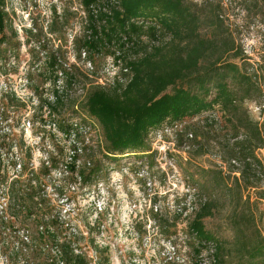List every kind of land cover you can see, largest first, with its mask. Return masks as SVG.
<instances>
[{"label": "rangeland", "instance_id": "1", "mask_svg": "<svg viewBox=\"0 0 264 264\" xmlns=\"http://www.w3.org/2000/svg\"><path fill=\"white\" fill-rule=\"evenodd\" d=\"M1 4L5 20L0 33V264H32L27 249L38 236L39 224L52 221L59 230L63 226V232L82 234L74 246L81 248L89 264H213L212 246L199 256L195 253L198 242L188 233L192 208L181 215L177 206V200L190 194L188 201H195L197 207L200 198L194 195L209 188L203 184L207 181L202 168L222 165L217 150L198 155L193 147L199 120L151 134L148 152L108 161L102 157L100 126L83 114L76 117L73 122L89 128L87 144L98 165L88 184L79 182L66 174L70 141L59 130V118L48 117V102L55 91L65 92L63 70L76 76L66 89L76 104L93 86L111 90L114 83L126 82L123 65L136 52L130 44L115 43L99 53L81 54L91 35L90 13L83 0H1ZM224 6L251 64L260 62L264 8L248 11L244 0H224ZM142 41L146 42L145 36ZM248 106L261 119L258 106ZM259 156L258 178L264 189V150ZM50 157L56 158L54 168ZM77 167H84V158ZM20 175L15 188L25 198L15 211L17 205L8 208V198L1 194L4 187L14 188L11 182ZM259 214L264 234V202ZM226 216L222 211L205 220L218 240L233 238Z\"/></svg>", "mask_w": 264, "mask_h": 264}, {"label": "trees", "instance_id": "2", "mask_svg": "<svg viewBox=\"0 0 264 264\" xmlns=\"http://www.w3.org/2000/svg\"><path fill=\"white\" fill-rule=\"evenodd\" d=\"M83 4L90 13L91 35L81 54L99 53L119 43L130 44L136 55L123 65L126 82L114 83L111 90L93 86L78 104L66 92L76 76L62 71L65 92L55 91L48 102V117L59 118V130L70 141L66 174L88 184L98 167L87 144L89 128L73 122L82 114L100 126L102 157L108 161L148 152L151 134L197 119L193 147L198 155L217 150L222 165L202 168L207 181L203 184L209 188L202 190L203 195H194L200 198L197 207L195 201H188L190 194L177 200L181 215L193 210L188 233L198 242L195 253L199 256L212 246L213 264H264L259 218L264 189L258 178L262 171L259 152L264 150V55L251 64L230 24L224 0H83ZM244 4L248 11L264 8V0H244ZM4 20L0 0V33ZM143 36L144 43L140 42ZM250 103L258 106L261 119L251 114ZM62 109L68 112L60 113ZM82 158L84 167L78 168ZM53 161L56 158L50 157V168H54ZM20 178L11 182L14 188L4 187L1 194L8 198V208L17 205L15 211L22 208L19 203L25 198L15 188ZM222 211L227 214L232 239L218 240L206 227L205 220ZM39 225L38 236L27 249L32 264H89L81 248L74 246L82 234L63 232V226L60 231L54 221Z\"/></svg>", "mask_w": 264, "mask_h": 264}, {"label": "built area", "instance_id": "3", "mask_svg": "<svg viewBox=\"0 0 264 264\" xmlns=\"http://www.w3.org/2000/svg\"><path fill=\"white\" fill-rule=\"evenodd\" d=\"M166 130H168V129H166Z\"/></svg>", "mask_w": 264, "mask_h": 264}]
</instances>
